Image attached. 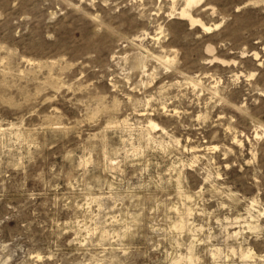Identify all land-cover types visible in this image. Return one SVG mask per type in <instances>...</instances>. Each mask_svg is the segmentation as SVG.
<instances>
[{
    "label": "rangeland",
    "instance_id": "374dc122",
    "mask_svg": "<svg viewBox=\"0 0 264 264\" xmlns=\"http://www.w3.org/2000/svg\"><path fill=\"white\" fill-rule=\"evenodd\" d=\"M184 1L0 0V264H264V0Z\"/></svg>",
    "mask_w": 264,
    "mask_h": 264
},
{
    "label": "bare ground",
    "instance_id": "6f19581e",
    "mask_svg": "<svg viewBox=\"0 0 264 264\" xmlns=\"http://www.w3.org/2000/svg\"><path fill=\"white\" fill-rule=\"evenodd\" d=\"M174 0H172V3H174L173 2ZM202 0H185L184 2H186L185 4H186V6H184L183 8H181V10H179V13L178 14H180L182 17H185L186 19H189L190 20V22L193 24V23H196V22H200L201 24H202V26L204 27V29H206L207 31H208V29H212L211 27L212 26H210V24L209 25H207V24H205V23H203L202 22V20H200V19H197V18H195L194 16H193V14H191V11H190V8L193 6V5H195V4H197V3H200ZM175 4V3H174ZM175 7V6H174ZM173 12V11H172ZM174 13V12H173ZM177 14V13H176ZM181 17V18H182ZM136 19V18H135ZM138 19V18H137ZM142 21V20H141ZM137 24V23H136ZM215 26H217V25H219V23H217V24H214ZM144 26V25H143ZM142 26V27H143ZM161 30V29H160ZM162 32V31H161ZM138 33V32H137ZM145 33V32H144ZM145 35V34H144ZM153 36V35H152ZM159 37V36H158ZM135 39V38H134ZM136 43V42H135ZM134 44V43H133ZM141 44V43H140ZM155 44H157V43H155ZM167 45V44H166ZM169 45V44H168ZM210 47H212V46H209V49L208 50H210ZM143 49V48H142ZM157 49V48H156ZM135 52V51H134ZM165 52V51H164ZM133 53V52H132ZM141 53V52H140ZM163 54V53H162ZM164 55H166V54H164ZM156 56V55H155ZM147 57V56H146ZM136 58V57H135ZM140 58V57H139ZM139 58H136V59H138V61H140V60H142V59H144L143 58V56H142V59H140L139 60ZM160 60H162L161 62H164V64L165 63H170V60L167 58V59H165L164 60V58H163V55H162V57L160 56V57H158ZM166 58V57H165ZM171 58H172V56H171ZM133 59V58H132ZM177 59V58H176ZM145 60V59H144ZM138 61H136V63H135V65L137 64V62ZM156 61V60H155ZM172 61H173V58H172ZM142 62V61H141ZM140 62V63H141ZM149 62V61H148ZM133 63V62H132ZM139 62H138V64H139V66L138 67H140V64ZM169 63H168V65H169ZM174 63V62H173ZM144 64V63H143ZM162 64V63H161ZM145 65V64H144ZM172 65H174V64H172ZM157 66V65H156ZM145 68H147L146 66H144ZM143 67V68H144ZM142 68V67H141ZM170 68H171V66H170ZM144 70V69H143ZM170 70V69H169ZM141 71V70H140ZM144 71H146V70H144ZM143 73V72H142ZM154 123V122H153ZM153 123H152V125H153ZM155 124V123H154ZM156 127V126H155ZM257 135V134H256Z\"/></svg>",
    "mask_w": 264,
    "mask_h": 264
}]
</instances>
